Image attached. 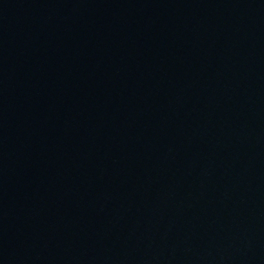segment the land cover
Returning a JSON list of instances; mask_svg holds the SVG:
<instances>
[{"label":"water","instance_id":"95a60500","mask_svg":"<svg viewBox=\"0 0 264 264\" xmlns=\"http://www.w3.org/2000/svg\"><path fill=\"white\" fill-rule=\"evenodd\" d=\"M0 83L50 264H264V0H0Z\"/></svg>","mask_w":264,"mask_h":264}]
</instances>
